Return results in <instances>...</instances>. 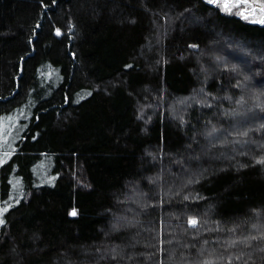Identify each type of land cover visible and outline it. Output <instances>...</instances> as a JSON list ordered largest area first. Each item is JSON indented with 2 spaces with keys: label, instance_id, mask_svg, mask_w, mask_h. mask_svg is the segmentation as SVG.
Instances as JSON below:
<instances>
[{
  "label": "trees",
  "instance_id": "16d2710c",
  "mask_svg": "<svg viewBox=\"0 0 264 264\" xmlns=\"http://www.w3.org/2000/svg\"><path fill=\"white\" fill-rule=\"evenodd\" d=\"M0 139V264H264V0H0Z\"/></svg>",
  "mask_w": 264,
  "mask_h": 264
},
{
  "label": "rangeland",
  "instance_id": "374dc122",
  "mask_svg": "<svg viewBox=\"0 0 264 264\" xmlns=\"http://www.w3.org/2000/svg\"><path fill=\"white\" fill-rule=\"evenodd\" d=\"M232 7H228V10H231ZM259 16L255 17V20H258ZM7 139H0V164L6 162L9 159L10 152L5 150V146L7 147ZM47 171L48 167H47Z\"/></svg>",
  "mask_w": 264,
  "mask_h": 264
}]
</instances>
